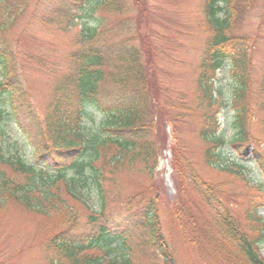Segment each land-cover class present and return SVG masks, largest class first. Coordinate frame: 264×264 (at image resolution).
I'll return each instance as SVG.
<instances>
[{
  "label": "trees",
  "instance_id": "1",
  "mask_svg": "<svg viewBox=\"0 0 264 264\" xmlns=\"http://www.w3.org/2000/svg\"><path fill=\"white\" fill-rule=\"evenodd\" d=\"M254 1L207 0L211 32L196 83L204 161L234 175L251 169L250 161L264 172V142L249 129L247 108L252 44L236 32ZM141 10L140 0H0V213L15 203L46 219L49 232L41 244L52 264H136L142 245L180 264L170 240L175 226L192 264H264L257 247L264 181L253 183L258 194L240 217L238 197L204 178L180 145L172 150L176 195L167 200L163 194L154 172L166 148L148 123L158 79L150 69L152 50L140 45L141 28L134 23ZM24 18L25 28L81 23L70 39L67 67L50 81L44 109L35 106L25 80L10 73L19 54L6 37ZM107 67L119 73L113 85ZM221 72L233 83L226 100L215 94ZM260 85L264 96V76ZM227 105L232 116L226 123L220 111ZM261 107L264 123V100ZM123 167H141L150 179L116 199L108 177ZM90 250L98 255L88 257Z\"/></svg>",
  "mask_w": 264,
  "mask_h": 264
},
{
  "label": "rangeland",
  "instance_id": "2",
  "mask_svg": "<svg viewBox=\"0 0 264 264\" xmlns=\"http://www.w3.org/2000/svg\"><path fill=\"white\" fill-rule=\"evenodd\" d=\"M140 2L143 11L134 15L136 19L134 23L141 28L138 31L142 36L139 40L140 45L148 46L152 50L154 60L150 69L158 79L159 95L157 99L152 97L151 104L154 118L148 123L154 125L153 132L159 141H163L161 144L163 148H166L161 152L158 167L154 172L157 181L163 186V194L167 200L176 195L179 177L175 175L171 164L174 158L172 150L173 147L181 145L185 147V153L197 165L204 178L220 182L224 189L238 197L236 212L243 217L247 200L258 194L253 183L264 180L263 171L258 169V163L255 161H250L253 166L251 169H241L236 175L211 169L204 161L202 155L204 145L199 138L202 110L201 106L198 107L200 100L197 96L196 83L199 61L205 49L204 43L211 32L209 24L206 23L205 11L208 2L207 0H140ZM27 21L25 18L20 20L6 37V41L14 45L13 51L19 54L17 65L10 69V73L17 74L25 80L35 106L44 109L50 96L52 77L62 67H67L66 56L71 49L70 39L79 30V21L74 23L65 21L60 26L46 28L39 24H30L31 27L25 28ZM237 22L236 32L244 34L252 44L251 79L246 97L250 112L249 129L260 139L261 144L264 142V123L260 118L261 103L264 100L260 85L264 76V0H255ZM106 71L109 84H115L119 73L110 67H107ZM218 78L221 80L214 86L217 91L215 94L223 96L226 100L225 96L228 98L231 96L233 83H230L225 72H221ZM220 114L226 117L227 123L228 118L232 116L231 108L228 105L222 107ZM9 127L15 130L11 124ZM226 130L228 138L233 136V130L230 128ZM27 160L33 161L29 155ZM146 171L141 167L132 170L123 167L117 172L110 173L109 182L114 185L112 197L118 199L147 184L150 176ZM260 214L264 224V208L260 210ZM165 221L171 227V222L169 223L167 219ZM176 228V226L173 228L170 235L171 244L175 243L176 250L178 249L176 257L180 264H192L186 257V251L178 244L181 237L180 230ZM262 228L261 225L260 230ZM48 229L46 219L18 204L11 203L0 213V264H52L54 258L44 253L41 244L47 237ZM253 234H257V231ZM258 251L264 257V233L258 243ZM87 255L89 257L98 254L95 250H90ZM167 259L144 245L139 247L135 255L136 264H169Z\"/></svg>",
  "mask_w": 264,
  "mask_h": 264
}]
</instances>
